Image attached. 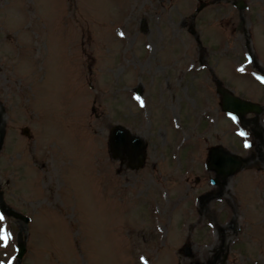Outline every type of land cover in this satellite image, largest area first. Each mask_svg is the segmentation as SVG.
<instances>
[{
    "label": "rangeland",
    "instance_id": "obj_1",
    "mask_svg": "<svg viewBox=\"0 0 264 264\" xmlns=\"http://www.w3.org/2000/svg\"><path fill=\"white\" fill-rule=\"evenodd\" d=\"M260 76L264 0H0V191L31 218L4 214L0 260L21 233L14 264H264V118L256 167L217 187L205 165L243 154L217 80L264 103ZM116 124L143 168L110 158Z\"/></svg>",
    "mask_w": 264,
    "mask_h": 264
},
{
    "label": "water",
    "instance_id": "obj_2",
    "mask_svg": "<svg viewBox=\"0 0 264 264\" xmlns=\"http://www.w3.org/2000/svg\"><path fill=\"white\" fill-rule=\"evenodd\" d=\"M239 6L242 8L243 5L240 4ZM221 92L223 94V107L225 110L233 112L239 116H242L249 111L257 110V107H255L254 104L246 101L244 102L231 94H227L225 91ZM24 132L27 134L30 133L28 129H24ZM2 143L3 140L1 139L0 145H2ZM109 146L111 156L114 159H120L121 161L128 158V161H130L129 166L132 169H139L145 164L147 156L146 143L141 137L132 135L129 130H126L121 126L113 127L110 131ZM208 165V167L217 170L221 177H225L236 172L241 167V162L232 156H229V153H226L223 148L216 147L210 151ZM0 201H2L1 208L4 209L1 192ZM12 214L15 217L23 218L26 222L28 221V218L22 217L15 212H12ZM18 249L19 253L17 256L21 259L26 251L25 243L21 241Z\"/></svg>",
    "mask_w": 264,
    "mask_h": 264
},
{
    "label": "snow or ice",
    "instance_id": "obj_3",
    "mask_svg": "<svg viewBox=\"0 0 264 264\" xmlns=\"http://www.w3.org/2000/svg\"><path fill=\"white\" fill-rule=\"evenodd\" d=\"M121 35H123V33H121ZM251 60V58H249ZM244 69L241 68V71H243ZM262 81H264V76H260L259 77ZM139 99V97H138ZM229 115L232 117V119L236 120L237 117L235 115H233L232 113H229ZM240 135L242 136H247L248 134L241 130ZM245 146L246 147H251L250 142H245ZM6 217L4 215V213L2 211H0V246H2L3 248L7 249L10 245V243L15 239L13 232L9 229V226L7 225V223H5ZM15 257H11L7 260H0V264H14L15 262ZM144 259V258H142ZM145 264H147V260L145 259Z\"/></svg>",
    "mask_w": 264,
    "mask_h": 264
},
{
    "label": "flooded vegetation",
    "instance_id": "obj_4",
    "mask_svg": "<svg viewBox=\"0 0 264 264\" xmlns=\"http://www.w3.org/2000/svg\"><path fill=\"white\" fill-rule=\"evenodd\" d=\"M249 119H251V117H249ZM249 128H250V127H249ZM250 131H252V132H253V131H254V129H252V128H251V129H250ZM256 134H258V136L262 138V136H261V134H260V131H259V130H257Z\"/></svg>",
    "mask_w": 264,
    "mask_h": 264
}]
</instances>
